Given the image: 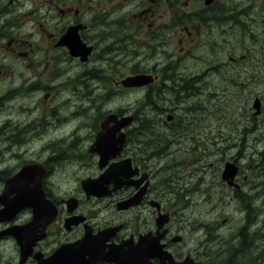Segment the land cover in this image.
<instances>
[{
  "label": "flooded vegetation",
  "instance_id": "flooded-vegetation-1",
  "mask_svg": "<svg viewBox=\"0 0 264 264\" xmlns=\"http://www.w3.org/2000/svg\"><path fill=\"white\" fill-rule=\"evenodd\" d=\"M70 28L73 31L67 34ZM230 35L236 38L228 42ZM60 61L77 67L73 77L64 79L74 81L75 89L80 87L74 94L87 96L82 101L97 98L101 102V111L97 108L92 114H99L98 125L88 129L86 141L81 126L52 137L51 131H58L70 117L62 110L64 102L52 104V80L64 72L58 67ZM137 75H144L143 85L122 84L125 78ZM229 81L235 85L236 101L247 117L215 105L219 117L210 119L208 115L205 123L204 115L212 109L198 114L205 107L187 101L192 95L205 94V89L208 98L216 99L219 83ZM116 91L136 93L142 101L134 108L112 107ZM256 98H260L259 114L253 109ZM81 111L82 103L72 115ZM112 113L127 117L122 149L108 162L125 161L123 186L101 198H87L80 183L75 190L54 195L61 183L57 166L50 162L70 166L76 154L83 170L85 162L78 157L85 152L91 168L82 177H97L105 170L92 145L101 122ZM247 132L264 133V0H0V180L26 163H44L45 192L58 208L56 220L38 233L45 237L34 241L23 261L17 239L0 236L8 252L0 254V264H83L79 243L86 231L95 235L115 225V235L100 247L101 264H116L107 254L110 245L123 244L127 251L142 235L161 233L160 213L170 215L162 242L174 259L192 255L207 264L205 253L188 252L181 246L183 238L177 230L188 211L182 205L186 207L188 197L202 190L237 198L253 193V163L243 165L238 150ZM62 145L64 149L59 148ZM79 147L87 149L74 150ZM66 148L71 150L66 152ZM207 157L209 169L202 161ZM227 161L238 168L233 180L223 175ZM200 172L210 178L205 188H198L200 180L195 181ZM68 194L78 199L74 211L66 203ZM124 200L131 203L121 210L118 203ZM70 218L74 219L68 227ZM77 218L82 221L76 222ZM32 219L33 210L25 209L15 221L0 222V232ZM250 227L245 240L252 248L257 231ZM239 240L243 245L242 237ZM77 249L81 256L70 260ZM151 261L161 263L157 257ZM135 264H141L140 260Z\"/></svg>",
  "mask_w": 264,
  "mask_h": 264
},
{
  "label": "rangeland",
  "instance_id": "rangeland-1",
  "mask_svg": "<svg viewBox=\"0 0 264 264\" xmlns=\"http://www.w3.org/2000/svg\"><path fill=\"white\" fill-rule=\"evenodd\" d=\"M57 56L60 57V54H57ZM58 67H60V69L63 68L64 72L59 74L57 79L53 82V84H55L58 87L56 91L61 87L62 88L65 87L66 85L68 87H71L74 81L63 84L64 82L62 80L69 77H73L75 75L74 73L77 70L76 65L66 64L65 62L62 63V61L59 62ZM68 83H71V85H68ZM222 88L232 89L230 92H228V94H225L227 92L223 93V91H220L222 92V96L220 97V99L222 101H225L226 100L225 98L233 95L232 92L233 89L235 88V85L233 84L232 81L226 83H219V89ZM78 89H75L76 92L78 91ZM53 91L54 89L51 88V92ZM137 95L132 97V99H136L137 97H139ZM191 97L192 98L191 99L189 98L187 102L201 100L203 106H209L210 104L217 103V100H215L214 98L209 100L208 96L205 94L202 97H199L197 95H192ZM85 98H87V96H82L81 98L77 97L72 91V88H67L66 90H60L55 93L54 98L52 100V104L55 105L59 101L61 102V104L64 102L65 105H62L63 112L69 115L70 117H68V122L64 124V126L61 127L58 131H53V130L51 131L52 137L56 135L54 133H59V132L69 133V131H71L74 127L77 128L78 126H81L80 132L83 136L82 139H84L85 141L88 139V137H86L90 133L88 129H90L91 127L93 129V125L97 124V118L92 114L96 113V111H98L99 108L98 105L95 104L96 102H89L88 100L82 101ZM126 99L127 96L125 97L124 95L118 94L111 101V106L112 107H117L118 105L125 106L124 103ZM81 103L83 104V109H84L83 112L80 115L73 116L72 115L73 109L77 108L78 105H80ZM89 103L90 104L93 103V104L89 105V107L86 108V106ZM210 109L212 110L204 115L205 123H207L208 121V115L210 116V119L219 117L218 115L219 111L214 110L213 107H210ZM148 112L149 110H146L145 115ZM198 114H203V110H199ZM214 115H217V117ZM173 145L176 147L178 146V143H174ZM59 148L64 149V146L62 145ZM55 149H50V151ZM86 149L79 147L78 149H74V150H86ZM262 149H264V147H259L258 151ZM65 150L67 152L70 151L71 149L66 148ZM252 151H254L253 146L251 147L245 146L242 149V152H246L247 154ZM80 155L81 156L78 157L79 162H82L83 160L85 162L83 170L80 169V165H79L77 170L73 171L72 168L77 167L76 164H74L72 167L64 165L60 168L59 176H64V175L68 176L69 180L60 181L61 184L55 187V191H53V193L57 197H59V195L65 194L68 191L75 190V188L78 186V183L80 182L82 175L85 173L87 169L91 168V166L89 165L91 159L88 156L86 157V153L84 152L81 153ZM259 157L260 155L257 158H255V160L259 162L260 166L261 163H263V168H264V158L261 160ZM73 162L77 163V160L75 159L73 160ZM64 167H67L69 171L66 172ZM209 168L212 167H210L209 165L206 166V169ZM193 169H195L194 165H193ZM257 174L259 175L257 179L259 180V185L261 186L260 192L255 194V196L253 197H244V200L242 201L241 204L239 201L230 202L229 200H227V197H226L227 201L225 202L224 197L222 195L220 196V194H216L214 192L211 193L206 190H202L198 194L191 196L189 202L190 205L188 206L186 205V207L184 208L188 210L187 213L189 214L190 221L189 222L185 221L182 224L181 221H179L180 228L182 230V234L180 235H182L184 238L183 243L181 245L183 247V250H190L195 245V247H197L196 252H200V254H204L200 249L202 248V246H204L208 251V253H211L212 256L215 257L216 259H220L224 257L226 254L228 258L226 264H231V263L242 264L243 261H241V258L243 257H246L248 259H250L251 257H256L258 264L263 263L264 261V181L262 180L264 179V169L262 170L258 169ZM198 175L200 176V183L198 185V188H205L206 181L210 178H208L207 175L205 176L204 173L202 172H200ZM1 187L2 184L0 181V189ZM65 196L68 197L69 194ZM240 207L242 208V212L239 209ZM245 213L248 215L249 220L251 218H254L255 221L258 222L257 225L252 226V228L258 227V232L256 233L257 246L254 247L252 253H250L251 252L250 249L245 250L244 248H241L238 239L234 238V236L237 234L239 228L243 223V220L245 218ZM178 217L179 216L177 215V219ZM224 219H226V221H224ZM201 223L203 224L207 223L208 225H211L213 223L218 224V228L213 231V235L215 234L214 236L215 240L209 242V239L211 238L210 230L209 229L201 230ZM205 233L208 234V237L206 238H204V235L206 236ZM219 250H221V252L218 255L217 253L219 252ZM0 252L3 254H5V252L8 253L3 248V245L0 246Z\"/></svg>",
  "mask_w": 264,
  "mask_h": 264
},
{
  "label": "water",
  "instance_id": "water-1",
  "mask_svg": "<svg viewBox=\"0 0 264 264\" xmlns=\"http://www.w3.org/2000/svg\"><path fill=\"white\" fill-rule=\"evenodd\" d=\"M141 77H137V83H140V81L138 79H140ZM112 120V117L108 118L106 120V123L103 124L104 130L102 131L99 135H98V139L96 140L95 143V148L97 151H99L101 153L102 156V160H101V164L103 165L104 163H106V161L114 156L117 152V144L118 142L122 141V136L120 137H115V134L117 133V131L120 130V128L123 126V123H125V121L121 120L118 123H116L113 127L105 129L106 128V124L109 123ZM118 170V166H114L110 171H107L104 175H102L99 179H96V181L94 183H91L92 180H88V181H84V187L89 191V192H94L98 195L103 194L104 192L101 191V189L103 188V184L102 182H104V179L106 177L109 176H113L114 171ZM235 173V169L234 167L232 168L231 166H228L227 170H226V175H233ZM18 176H16L17 178ZM18 181L23 182V178L22 177H18L17 178ZM15 181V180H14ZM14 181L12 183H14ZM11 181H8L7 184V188L10 184H12ZM27 191L24 190L22 191V194H26ZM16 204V202H12L9 204L10 207L14 206ZM21 239H25L26 236H23L22 234L20 235Z\"/></svg>",
  "mask_w": 264,
  "mask_h": 264
},
{
  "label": "bare ground",
  "instance_id": "bare-ground-1",
  "mask_svg": "<svg viewBox=\"0 0 264 264\" xmlns=\"http://www.w3.org/2000/svg\"><path fill=\"white\" fill-rule=\"evenodd\" d=\"M104 57V56H103ZM168 68V67H167ZM165 86H167V85H165ZM180 86V85H179ZM192 87V86H191ZM200 87V86H199ZM186 89V88H185ZM192 89V88H191ZM187 91H188V89H187ZM200 91V90H199ZM189 92V91H188ZM187 92V93H188ZM189 94V93H188ZM70 98V97H69ZM169 99V98H168ZM150 101V100H149ZM72 103V102H71ZM74 103H76V102H74ZM65 105V104H64ZM155 106V105H154ZM70 107V106H69ZM185 107V106H184ZM192 109H193V107H192ZM63 110V109H62ZM70 110V109H69ZM78 110V109H77ZM76 110V111H77ZM84 110V109H83ZM137 110V109H136ZM158 110H159V108H158ZM195 110V109H194ZM71 111V110H70ZM80 111V110H79ZM125 111V110H124ZM78 112V111H77ZM82 112V111H81ZM137 112H138V110H137ZM136 112V113H137ZM75 113V112H74ZM79 113V112H78ZM61 114V113H60ZM141 117V116H140ZM145 126H146V124H145ZM142 127V126H141ZM139 130V129H138ZM140 132V131H139ZM142 133V132H141ZM147 135V134H146ZM75 138V137H74ZM136 138V137H135ZM142 140V139H141ZM168 144V143H167ZM178 148V147H177ZM180 148V147H179ZM168 152V151H167ZM64 158V157H63ZM260 158V157H259ZM49 159V158H48ZM55 162V161H54ZM171 162V161H170ZM167 164V163H166ZM253 165V164H252ZM148 166V165H147ZM264 169V168H263ZM247 210V209H246Z\"/></svg>",
  "mask_w": 264,
  "mask_h": 264
}]
</instances>
